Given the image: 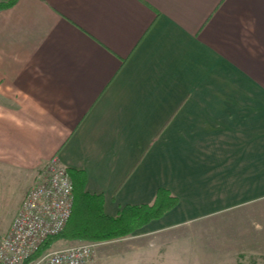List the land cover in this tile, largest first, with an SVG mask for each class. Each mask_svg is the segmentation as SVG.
I'll return each mask as SVG.
<instances>
[{"label": "crops", "instance_id": "1", "mask_svg": "<svg viewBox=\"0 0 264 264\" xmlns=\"http://www.w3.org/2000/svg\"><path fill=\"white\" fill-rule=\"evenodd\" d=\"M54 157L110 215L160 189L178 198L122 238L138 254L150 249V264L174 263L180 240L189 263L192 223L244 214L261 221H232L241 233L230 262L264 264V0L1 9L0 181L28 176L24 197Z\"/></svg>", "mask_w": 264, "mask_h": 264}, {"label": "built area", "instance_id": "2", "mask_svg": "<svg viewBox=\"0 0 264 264\" xmlns=\"http://www.w3.org/2000/svg\"><path fill=\"white\" fill-rule=\"evenodd\" d=\"M73 205L72 177L54 157L38 172L0 239V264H92L95 243L70 245L35 256L49 237L65 228Z\"/></svg>", "mask_w": 264, "mask_h": 264}, {"label": "rangeland", "instance_id": "3", "mask_svg": "<svg viewBox=\"0 0 264 264\" xmlns=\"http://www.w3.org/2000/svg\"><path fill=\"white\" fill-rule=\"evenodd\" d=\"M29 184L28 176H16L14 179H9L5 182L0 181V239L8 230L20 202L22 203L25 197H23V194ZM235 219H239L237 222L243 223V229L246 228L247 225L244 224L247 222L255 223L261 221V218L257 221L254 220V215L244 214L240 215L239 218L238 216H227L224 219L220 217H210L207 221L192 223L183 233V238L189 245L184 249L187 251L186 253L190 255L191 261L189 263H183L182 259L178 257L180 240L177 242L178 247L175 246L171 249L172 254L175 256L174 259L176 260L172 264H236L230 262V259H233V257L238 254L237 251L239 247H237L238 245L236 244V234L241 233L240 230L237 231L236 227L233 228L232 226V221ZM123 237L124 236L104 241L59 238L45 252L75 244L103 242L96 248L97 251L95 250L92 264H150L149 261L151 259H146L150 249H148V252H146L147 249H144L141 253L142 263L138 262L136 259H138V255L141 256V254L134 251V246L122 244ZM163 249L165 248H160V250ZM188 250H190V253ZM227 260L228 262H224ZM167 264H171V262Z\"/></svg>", "mask_w": 264, "mask_h": 264}, {"label": "trees", "instance_id": "4", "mask_svg": "<svg viewBox=\"0 0 264 264\" xmlns=\"http://www.w3.org/2000/svg\"><path fill=\"white\" fill-rule=\"evenodd\" d=\"M18 0H0V10ZM74 184L73 212L65 228L49 237L35 256L46 251L59 238L104 241L129 235L153 219L162 217L178 203V198L167 189H160L149 204L124 206L116 215L104 211L102 194L85 190V177L68 169Z\"/></svg>", "mask_w": 264, "mask_h": 264}]
</instances>
